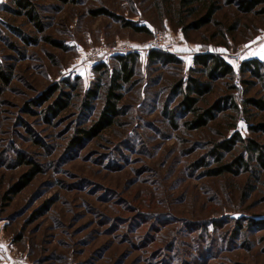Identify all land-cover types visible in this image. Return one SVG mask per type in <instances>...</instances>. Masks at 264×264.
I'll return each mask as SVG.
<instances>
[{
  "label": "rangeland",
  "instance_id": "1",
  "mask_svg": "<svg viewBox=\"0 0 264 264\" xmlns=\"http://www.w3.org/2000/svg\"><path fill=\"white\" fill-rule=\"evenodd\" d=\"M30 1L40 30L13 1L0 4V64L11 73L0 93V264H264V168L250 160L237 172L206 171L217 165L213 143L235 130L264 146V133L250 132L243 111L251 124L264 118L244 105L262 96L264 81L239 71L243 60L258 58L264 74L260 7L247 13L238 7L243 0H214L219 9L211 22L194 29L188 25L199 9L183 13L180 25L177 0ZM98 7L120 20L88 13ZM156 33L166 40L154 43H170L179 63L149 62L152 47L143 44ZM122 46L138 60L121 113L96 137L73 144L104 103L102 87L88 108L84 95L99 76L104 87L114 56L128 53ZM201 51L220 54L234 73L213 80L199 106L233 94L239 109L227 103L205 127L187 129L171 88L189 76ZM97 62L105 64L100 71ZM53 83L59 91L46 102L64 92L68 106L46 121L47 103L31 101ZM242 151L244 143L235 142L223 161ZM20 156L40 171L13 193L30 168L18 165ZM201 157L207 164L195 166Z\"/></svg>",
  "mask_w": 264,
  "mask_h": 264
},
{
  "label": "trees",
  "instance_id": "2",
  "mask_svg": "<svg viewBox=\"0 0 264 264\" xmlns=\"http://www.w3.org/2000/svg\"><path fill=\"white\" fill-rule=\"evenodd\" d=\"M13 3L22 9L26 16L32 21L33 24L37 26V29H41L42 26L38 21V16L35 12L34 4L30 0H11ZM62 4L66 3H77L78 0H57ZM177 11L176 13L180 16V25H184V14L194 15L197 17L195 20L191 21L188 27L190 28H200L211 22L214 14L219 9V5L214 0H177ZM238 7L244 12L257 11L256 8L260 7L257 12L264 13V0H243L239 2ZM8 8V7H7ZM9 10V9H7ZM185 11V12H184ZM88 13L97 16V15H108L113 16L115 19L120 18L111 12L108 11L105 7L92 8L88 10ZM124 25L129 26L135 31H147L145 26H137L132 22L123 21ZM187 25V24H186ZM184 26L186 29L187 26ZM16 31V30H15ZM18 33V32H17ZM56 46H60V43H56ZM138 53L128 52L125 54H118L114 56V59L117 65L112 69L109 76H106L104 81V87L100 82L104 78H100L99 81H96L94 86L89 89L85 95L82 105L85 108L90 107V102L93 99H96L99 94L101 87L104 92V103L99 112V115L93 122L86 128H80L77 134L73 137V144H79L85 139H90L96 137L109 126L113 125L115 118L120 115V108L118 104L123 99V90L126 86L132 81L133 76L135 75V66L138 60ZM147 58L149 62L163 60L167 63H179L181 59L176 52H164L159 49H148ZM193 67L190 69L189 76L185 79H178L172 85V92L180 96L179 105L181 111L188 115V118L184 121V126L187 129H200L205 127L211 120L214 119L217 112L224 111L228 104L238 111V105L234 100L233 94H226L221 100H216L208 107H200L199 101L203 96L208 93L211 89V82L215 79L232 77L234 73L233 66L227 62L223 56L218 53L210 51H201L193 54L192 57ZM263 66V61L258 58H249L243 60L240 64L239 71L241 73L248 72L250 77L257 78L260 82L263 83L264 74L261 70ZM105 67L104 62H97L93 65L95 71H100ZM203 77L205 79H203ZM101 80V81H100ZM11 81V73L8 70H5L0 64V93L3 91L4 87L8 85ZM248 83V82H246ZM72 86V85H71ZM73 87V86H72ZM233 88V86H232ZM262 96L257 97L251 95L244 100V105H250L251 107L261 110L264 112V87H263ZM59 91L58 83H53L49 90H45L42 96H38L31 101L34 105L45 103L52 96V92ZM41 94V95H42ZM68 93H60L58 97L53 99L51 102L46 104L45 107V117L48 121L52 117H56L63 109L68 106ZM42 99V100H41ZM228 103V104H227ZM243 111L247 113L245 117L248 124V129L251 133L262 132L264 133V118L255 124L249 123L250 115L249 110L243 108ZM170 125L176 127L175 121L170 120ZM231 126H235V123H232ZM235 142L244 143V150L237 153L230 161H223L224 152H229ZM213 161L217 164L214 167L208 168L207 174L209 175H220L225 172H237L240 168L246 167L250 160H254L256 165L264 168V146L263 144L258 143L253 138H243L239 131L235 130L229 138L222 139V141H216L213 143L210 150ZM207 161V160H206ZM18 165H30L28 172L22 175L18 180L15 181V185L11 188V192L16 193L23 189L32 179L35 174L40 171L38 166L33 164L31 161L26 160L25 157L20 156L17 160ZM205 159L203 157L196 160L195 166H203ZM10 196L7 198L9 199ZM6 198V197H5Z\"/></svg>",
  "mask_w": 264,
  "mask_h": 264
},
{
  "label": "built area",
  "instance_id": "3",
  "mask_svg": "<svg viewBox=\"0 0 264 264\" xmlns=\"http://www.w3.org/2000/svg\"><path fill=\"white\" fill-rule=\"evenodd\" d=\"M155 38H153L152 40H150L149 42H145L143 45L145 46H151L152 48H157V49H160L164 52H173V47L172 45L169 43V44H166V45H162V44H156L154 43V40L157 39L158 41H165L166 40V35L163 34V33H156L154 34ZM160 42V43H161ZM120 50L124 51V52H128V51H131V48L130 46H122V48H120Z\"/></svg>",
  "mask_w": 264,
  "mask_h": 264
},
{
  "label": "crops",
  "instance_id": "4",
  "mask_svg": "<svg viewBox=\"0 0 264 264\" xmlns=\"http://www.w3.org/2000/svg\"><path fill=\"white\" fill-rule=\"evenodd\" d=\"M5 1H7V0H0V4L4 3ZM259 53L263 55V53H264V49H263V50H260ZM261 57H263V56H261Z\"/></svg>",
  "mask_w": 264,
  "mask_h": 264
}]
</instances>
